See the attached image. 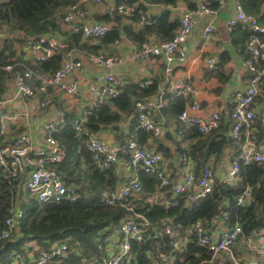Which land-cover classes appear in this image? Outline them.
<instances>
[{"label":"trees","instance_id":"obj_1","mask_svg":"<svg viewBox=\"0 0 264 264\" xmlns=\"http://www.w3.org/2000/svg\"><path fill=\"white\" fill-rule=\"evenodd\" d=\"M76 1L0 0V100L6 94L7 83L25 67L32 71V77L28 81L35 94L43 95V91L38 88V75L51 74L64 56L63 51L54 52L45 61L38 63L16 58L13 47L16 39L12 35L14 31H19L24 39L41 34H57L68 48L97 53L119 39L121 35L135 44L147 40L159 42L170 39L179 27V19L172 18L168 9L156 16L147 17L151 23L141 25L136 14L128 17L117 11L116 6L119 2L117 0L115 7L106 12L109 14L104 18V22H111V30L100 37L97 43L87 44L82 41L79 32L62 31L60 28V18L66 8ZM128 1L134 3V0ZM154 1L176 4L178 0ZM182 1L187 3L189 9L196 7V0ZM206 2L210 7H216L213 0ZM240 3L246 13L254 15L257 21L264 25V0H240ZM143 8L141 4H137V9ZM123 20L128 22L125 23ZM238 29L242 31L247 41L251 30L243 24H238L231 32ZM227 59L228 55L222 52L218 64L221 65ZM7 65H11V69H5ZM142 82L144 81L125 82L116 97L90 108L80 133L75 131L72 124L74 115L68 113L64 115L63 125L53 132V137L62 152V159L55 164V169L66 184L75 186L78 194L75 200L39 202L27 189L22 188L21 179L11 180L10 176L0 169V230L14 199L12 192L18 191L23 210L17 233L12 238H0V262L7 261L14 251L21 252L26 257L29 253L38 254L41 250L49 251L64 244V253L53 256L47 264H97L96 260L101 256L98 244L107 235L119 230L121 218L128 213L120 205L110 206L104 203L101 191L107 188L114 189L120 183L134 177L141 183L142 189L131 196L130 204L134 212L143 216L150 226L144 240L130 242L129 264H164L171 255L172 264H236L228 252L211 258V254L198 244L194 235H191L190 241L184 247L172 251L173 238L164 233L166 224L183 235L185 230L200 220L205 230L210 232L226 213L228 225L239 222L245 234L264 235V163L261 165L241 163L238 178L233 183H225L215 178L212 191L194 201L189 200L186 195L172 198L167 188L159 186L156 178L131 165L126 141L133 137L132 114L135 102L149 99L158 89L156 80L145 82L141 86ZM163 99L165 100L163 106L155 110L163 114L167 121L175 126V130H178L180 124L177 115L190 102V98L174 97L165 93ZM126 120L128 128L124 132L121 124ZM228 127V123L221 122L217 128L205 135L199 133L195 127L183 129L181 141L173 142V151L169 146L161 144L156 149L167 157L172 153L178 157L186 155L193 162L198 174L211 157L214 158L215 164L223 160L227 149L230 150V160L238 156L240 142L229 136ZM253 127L257 130L253 138L257 142L264 140V122L259 117L253 122ZM106 128H112L127 170H123L119 164L101 168L93 162L86 145L85 131L97 136L98 132ZM134 137L141 145L147 144L149 140L158 139L144 131L137 132ZM182 141H188V145L181 147ZM247 186L252 188L254 202L243 207L237 206L236 198ZM158 192L161 195H158ZM172 201L176 202L173 204ZM151 226L161 231L158 236L150 235ZM233 254L239 264H248L236 249L233 250Z\"/></svg>","mask_w":264,"mask_h":264},{"label":"built area","instance_id":"obj_2","mask_svg":"<svg viewBox=\"0 0 264 264\" xmlns=\"http://www.w3.org/2000/svg\"><path fill=\"white\" fill-rule=\"evenodd\" d=\"M88 1L94 4L102 3V0H77L66 8L60 21L66 30L79 32L83 39H99L111 30L112 24L88 21L82 7V3ZM206 1L198 0L199 4L194 9H185L181 12L178 18L179 27L170 39L159 42L143 41L135 45L130 54V59L133 61L161 58L164 63L163 75L167 84L164 91H161L154 99L149 98L135 102L132 114L134 118L133 137L126 141L131 165L156 178L159 181V186L167 188V192H170L172 198L186 195L191 201L212 191L215 178H217L214 171V158L211 157L197 174L191 159L182 155L178 158L179 173L175 177H171L168 171L169 159L161 152L141 145L134 135L144 131L150 133L154 138L160 139L165 133V127L152 118L151 110L160 109L163 106L165 93L174 97L195 94L188 81L173 80L172 73L175 61L183 63L186 59V52L182 46L187 42L191 31L197 25L198 17L215 14L225 3V0H213L216 2V7L213 8L208 6ZM234 7V13L225 20V26L229 32L238 24H243L251 30L246 41L249 57L245 60V65L252 75L249 77L248 85L236 92L233 107L228 113L230 121L228 134L233 140L240 142L238 156L228 162L222 171V176L218 178V180L229 184L238 178L241 163L259 165L264 163V140L257 142L252 135L255 119L259 117L264 122V104L260 107L255 105L258 97V85L264 74V25H261L254 15L244 11L240 0H235ZM116 9L120 14L128 17L136 14L141 25L151 23L145 11L137 9L136 3L119 0ZM212 31L213 26L207 25L203 30V37L207 38ZM26 40L30 49L29 59L32 63L43 62L54 52H64L59 66L51 74L38 75L40 91L46 92L49 88H54L69 97H79L81 89L72 75L83 68L84 61L106 70L101 77L88 83L86 87L87 101L72 121L77 133L81 132L82 123L86 115L90 113V108L109 98L116 97L120 87L125 83L123 76L112 71V67L121 60L115 54L68 48L67 44L53 33L29 37ZM118 42L119 39H116L112 44H118ZM205 66L208 69H217L218 60L215 57H206ZM5 69H11V65L5 66ZM31 77L32 71L27 67L14 77L13 85L17 96L34 95V89L28 81ZM144 84V82L140 83L141 86ZM48 105H50L49 99L44 98L39 106L46 107ZM201 110V103L198 100L192 99L188 102L177 115L180 128L174 130L173 134L179 137L183 129L195 127L199 133L205 135L220 125L222 122L220 110H213L205 115L200 114ZM54 113L53 119L44 121L42 125L45 132L44 138L37 144L33 142L30 134L25 132L6 140L4 136L9 131L8 117L3 110L0 111V169L9 175L11 180L21 179L22 188L27 189L39 202L75 200L78 196L75 186L66 184L55 169V164L62 159V152L57 140L53 137V132L63 125L65 117L60 109H55ZM85 133L87 135L86 145L95 164L101 168L119 164L121 159L119 145L100 138L92 132L85 131ZM141 189V183L134 177L127 182L120 183L114 189L107 188L101 191L104 203L110 206L120 205L128 213L121 218L119 230L110 233L98 244L101 256L99 260H96L97 264H129L131 259L130 242L145 239L150 224L143 216L135 213L130 204L131 196ZM12 194L14 199L0 230V238L3 239L12 238L17 233L19 221L23 216L19 193L17 191ZM158 195L161 193L158 192ZM175 202L172 201L173 204ZM253 202L254 197L250 186L245 187L236 198L237 206L243 207ZM227 219V214L224 213L223 219L219 220L215 229L210 232L205 230L202 221L197 220L190 229L185 230L183 235L169 224L164 225V233L173 238L172 251L184 247L190 241L191 235H194L198 244L211 254V258L222 252H228L235 263L239 264L233 256V250L236 249L248 264H264V245L260 244L264 243V235L245 234L239 222L228 225ZM150 229L152 237L158 236L161 232L155 226H151ZM64 250L65 245L62 244L49 251L41 250L38 254L29 253L26 257L21 252L14 251L7 261L0 262V264H47L53 256L63 254ZM172 262L173 256L171 255L164 264H172Z\"/></svg>","mask_w":264,"mask_h":264},{"label":"crops","instance_id":"obj_3","mask_svg":"<svg viewBox=\"0 0 264 264\" xmlns=\"http://www.w3.org/2000/svg\"><path fill=\"white\" fill-rule=\"evenodd\" d=\"M117 0H102L100 4L92 2L82 3L85 10V15L88 21L104 22V18L109 14L116 5ZM134 3L141 4L144 8L147 17L156 16L163 10L168 9L172 18H179L181 12L189 9L186 2L178 0L176 4H162L154 0H134ZM199 4L196 0V6ZM235 0H225L221 9L215 14L201 15L197 19V25L191 31L187 42L182 46L186 52V59L183 63L175 61L172 73L173 80H186L193 87L195 94L189 96L190 101L196 99L201 103V115H205L213 110H220L222 114L223 124L228 123L226 117L233 106L234 96L237 91L244 89L248 85L249 77L252 73L245 65L247 51L245 48L246 38L240 29L233 33L229 32L225 26V20L234 13ZM128 22V20H123ZM110 23L111 22H105ZM207 25L213 26V31L207 38L203 37V30ZM140 26V25H138ZM62 31H67L65 26L60 23ZM14 40V54L16 58L32 63L29 59V46L27 38H22L19 31H14L12 34ZM10 36V35H8ZM62 40L57 34H55ZM99 39H83L87 44H95ZM137 45L126 36L121 35L118 44H109L100 51L112 53L121 58L113 67L112 71L124 77L125 82L144 81L150 83L156 80L158 89L150 98L156 97L166 87V81L163 75V60L159 57H154L145 61H133L130 59V54L133 47ZM225 52L228 55L226 62L218 64L217 69H208L205 66L206 57H215L219 61V55ZM260 68V67H259ZM105 69L96 67L84 61L83 68L76 72L73 76L79 83L81 96L69 97L62 92L49 88L43 95L35 94L33 96H17L13 85L14 79L7 83L6 94L0 100V111L3 110L7 115V123L9 126L8 133L4 136L9 140L20 133H29L34 143L42 142L44 138V130L42 125L45 120L55 117L54 110L60 109L65 115L66 113L78 115L87 101L86 87L88 83L96 81L105 73ZM47 98L50 105L40 107L42 99ZM165 103V100H164ZM264 104V74L258 85V97L256 106L260 107ZM152 118L162 123L165 127L164 135L157 140H149L144 144L148 148L157 151L159 144L169 146L174 149V143L181 141V137H176L173 134L175 126L171 125L163 114L157 110H151ZM128 120L121 124V129L127 131ZM257 130L253 127L252 135L254 136ZM98 137L103 138L111 143L119 144L114 137L112 128H106L98 132ZM181 147H186L188 141H182ZM164 155V154H163ZM167 157V156H166ZM169 159L168 171L171 177H175L179 173L178 156L172 153ZM230 161V150H226L223 160L215 164V172L217 178L222 176V171ZM125 159L121 157L119 166L123 170H127ZM264 245L263 242L260 243Z\"/></svg>","mask_w":264,"mask_h":264},{"label":"rangeland","instance_id":"obj_4","mask_svg":"<svg viewBox=\"0 0 264 264\" xmlns=\"http://www.w3.org/2000/svg\"><path fill=\"white\" fill-rule=\"evenodd\" d=\"M245 250H247V249H245ZM247 253V252H246ZM250 256H252V254H249ZM239 261V260H238Z\"/></svg>","mask_w":264,"mask_h":264},{"label":"water","instance_id":"obj_5","mask_svg":"<svg viewBox=\"0 0 264 264\" xmlns=\"http://www.w3.org/2000/svg\"><path fill=\"white\" fill-rule=\"evenodd\" d=\"M227 119H229V118H228V115H227V117H226V120H227Z\"/></svg>","mask_w":264,"mask_h":264}]
</instances>
